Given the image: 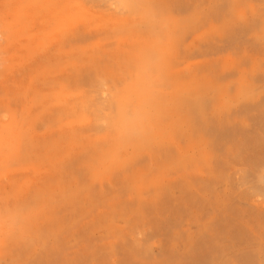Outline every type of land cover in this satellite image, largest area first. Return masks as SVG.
Here are the masks:
<instances>
[{
  "label": "rangeland",
  "instance_id": "374dc122",
  "mask_svg": "<svg viewBox=\"0 0 264 264\" xmlns=\"http://www.w3.org/2000/svg\"><path fill=\"white\" fill-rule=\"evenodd\" d=\"M75 1L0 0V264H264V0Z\"/></svg>",
  "mask_w": 264,
  "mask_h": 264
},
{
  "label": "bare ground",
  "instance_id": "6f19581e",
  "mask_svg": "<svg viewBox=\"0 0 264 264\" xmlns=\"http://www.w3.org/2000/svg\"><path fill=\"white\" fill-rule=\"evenodd\" d=\"M146 1V0H145ZM4 5L6 6V8H8V10L10 11H14L11 12V14L13 13L14 15H18L20 17H23V19H27L29 20L28 23V29L30 28V26L33 24V18H38L41 17L42 19H40L39 21V25H43L47 22V17L51 16V17H55L59 18L61 24H60V30H65V32H67L68 35H70L71 37L72 35V31L73 29L80 23V22H89L91 19H94V15L87 9L85 8V6L83 5V3L75 1V0H4ZM137 3V1H136ZM142 3V2H141ZM140 4V3H139ZM137 3V5H139ZM136 5V6H137ZM151 5V4H148ZM147 5V6H148ZM140 6V5H139ZM142 6V5H141ZM146 6V7H147ZM129 9V8H128ZM139 9V8H138ZM147 9V8H146ZM152 9V7H151ZM9 11V12H10ZM142 11V9H141ZM133 12V11H132ZM140 12V11H139ZM149 12V11H148ZM154 13V12H153ZM152 13V14H153ZM142 14V13H141ZM140 14V15H141ZM155 14V13H154ZM131 16H134L132 14H130ZM130 16V17H131ZM139 15L137 14L136 19H138ZM135 17V16H134ZM19 18V17H18ZM17 18V19H18ZM151 18V17H150ZM15 19V18H14ZM9 20V19H8ZM11 20V19H10ZM21 20V19H20ZM99 20V26H109V24L112 22L108 19L102 18V16L98 17ZM149 20V18H148ZM146 20V21H148ZM9 22V21H8ZM20 22V21H19ZM3 23V21H2ZM22 23V22H20ZM24 23V22H23ZM54 23V22H53ZM26 24V23H25ZM143 24V23H142ZM141 24V25H142ZM2 25V24H1ZM51 25V24H50ZM129 25V24H128ZM26 26V25H25ZM25 26H22L25 27ZM131 26V25H130ZM146 26V25H145ZM148 26V25H147ZM150 26V25H149ZM14 27V26H13ZM126 27V26H125ZM151 27V26H150ZM20 28V27H19ZM54 28V27H53ZM52 28V29H53ZM121 28V27H120ZM149 28V27H148ZM162 28V27H161ZM25 29V28H24ZM118 29V28H117ZM160 29V28H159ZM114 30V29H113ZM5 31V30H4ZM53 31V30H52ZM163 31V30H162ZM3 33V32H2ZM8 33V32H7ZM6 33V34H7ZM21 36V35H20ZM23 36V35H22ZM28 36V35H27ZM35 34L30 35V39H34L35 38ZM5 37V36H4ZM13 37V36H12ZM43 38H45L46 40H48L49 42L52 41L51 35H43ZM2 40H6L2 39ZM10 40V39H8ZM17 40V39H15ZM6 42V41H5ZM21 43V42H20ZM28 44V43H27ZM22 45V44H21ZM4 45L2 43H0V50H4ZM33 46V45H32ZM3 47V48H2ZM28 47V46H27ZM30 47V46H29ZM39 50V49H38ZM27 51V50H26ZM28 52V51H27ZM2 53V52H1ZM4 53V52H3ZM11 53V52H10ZM26 53V52H25ZM24 53V54H25ZM5 54H8L5 53ZM7 62V61H6ZM14 62V61H13ZM10 63V62H9ZM7 63V64H9ZM1 70V69H0ZM4 70V69H3ZM60 98H65L64 93H62V91L59 93ZM111 104V103H110ZM111 108V106L109 107ZM111 117H114L111 116ZM119 117V116H118ZM109 119V118H108ZM107 119V120H108ZM117 121V120H116ZM112 122V121H111ZM119 122V121H118ZM113 123V122H112ZM111 123V124H112ZM110 124V123H109ZM116 125V124H114ZM4 132H5V138H4V142H5V146L6 149L9 153V155H14L17 152L18 149V144H17V137L15 135V133H12L10 128L8 127H4Z\"/></svg>",
  "mask_w": 264,
  "mask_h": 264
},
{
  "label": "snow or ice",
  "instance_id": "6c2138e0",
  "mask_svg": "<svg viewBox=\"0 0 264 264\" xmlns=\"http://www.w3.org/2000/svg\"><path fill=\"white\" fill-rule=\"evenodd\" d=\"M125 7H134V5H125Z\"/></svg>",
  "mask_w": 264,
  "mask_h": 264
}]
</instances>
